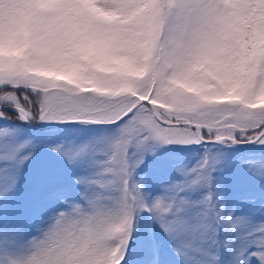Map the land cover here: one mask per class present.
Returning a JSON list of instances; mask_svg holds the SVG:
<instances>
[{"label":"snow or ice","instance_id":"snow-or-ice-1","mask_svg":"<svg viewBox=\"0 0 264 264\" xmlns=\"http://www.w3.org/2000/svg\"><path fill=\"white\" fill-rule=\"evenodd\" d=\"M0 264H264V0H0Z\"/></svg>","mask_w":264,"mask_h":264}]
</instances>
